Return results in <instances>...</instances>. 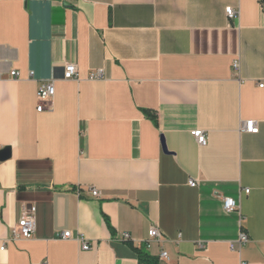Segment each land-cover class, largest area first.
<instances>
[{
	"label": "crops",
	"instance_id": "obj_1",
	"mask_svg": "<svg viewBox=\"0 0 264 264\" xmlns=\"http://www.w3.org/2000/svg\"><path fill=\"white\" fill-rule=\"evenodd\" d=\"M6 148L0 264H264L263 0H0Z\"/></svg>",
	"mask_w": 264,
	"mask_h": 264
},
{
	"label": "built area",
	"instance_id": "obj_2",
	"mask_svg": "<svg viewBox=\"0 0 264 264\" xmlns=\"http://www.w3.org/2000/svg\"><path fill=\"white\" fill-rule=\"evenodd\" d=\"M226 14H227L229 19L238 18L237 12H235V10L232 8L227 9ZM239 67H240L239 62L235 61L233 64V68L236 71H238ZM11 75L15 79H18L20 77V74L17 71L12 72ZM32 76H33V73H31V77ZM78 76H79V73H78V68L76 65L69 64L66 66L65 72H64V79L65 80H76V79H78ZM100 79H103L102 71H98V72L92 73L90 75V80L94 81V80H100ZM54 96H55L54 80L43 83L42 86L40 87L39 91H38V99L40 101L38 111L42 112L44 109V104L49 103V102L51 103ZM244 129L246 132L251 133V134H257L259 132V128L255 122H247L244 126ZM192 136L197 140V142L199 143L200 146H203V147L207 146L208 139H207V136L204 132L195 131V132H192ZM190 186L195 187L196 183L194 181H191ZM247 193H249L248 190H247ZM92 194L95 197H98L100 195V193L97 190H92ZM223 208L226 212H229V213L239 210V206H238L237 202L232 198H224L223 199ZM35 212H36V208L31 207L30 211L25 213L23 218L19 221L18 225L13 228L12 236L14 239H27L28 240L34 236V234L36 232V227H37ZM149 237L151 239H161L162 234L157 228H153L149 232ZM61 239L70 240V239H72V234L70 232H65L61 235ZM123 239L126 241H129L130 236L126 234L123 236ZM77 240L81 243L82 249L84 251H89L91 249L90 244L84 238L78 237ZM5 249H6L5 246L1 247V251H5ZM161 258L162 259H168V254L163 252L161 254Z\"/></svg>",
	"mask_w": 264,
	"mask_h": 264
},
{
	"label": "trees",
	"instance_id": "obj_3",
	"mask_svg": "<svg viewBox=\"0 0 264 264\" xmlns=\"http://www.w3.org/2000/svg\"><path fill=\"white\" fill-rule=\"evenodd\" d=\"M151 118L155 121V123H157V116L154 114H150ZM138 255H139V259L141 261V263H145V264H152V259L150 258V256L140 250H137Z\"/></svg>",
	"mask_w": 264,
	"mask_h": 264
},
{
	"label": "water",
	"instance_id": "obj_4",
	"mask_svg": "<svg viewBox=\"0 0 264 264\" xmlns=\"http://www.w3.org/2000/svg\"><path fill=\"white\" fill-rule=\"evenodd\" d=\"M264 3V0H263ZM11 157V149L6 148L2 151H0V162L5 161Z\"/></svg>",
	"mask_w": 264,
	"mask_h": 264
}]
</instances>
